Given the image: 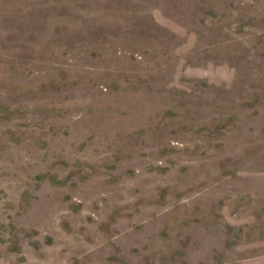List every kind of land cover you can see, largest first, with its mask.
Returning <instances> with one entry per match:
<instances>
[{"label":"rangeland","instance_id":"1","mask_svg":"<svg viewBox=\"0 0 264 264\" xmlns=\"http://www.w3.org/2000/svg\"><path fill=\"white\" fill-rule=\"evenodd\" d=\"M0 264H264V0H0Z\"/></svg>","mask_w":264,"mask_h":264}]
</instances>
